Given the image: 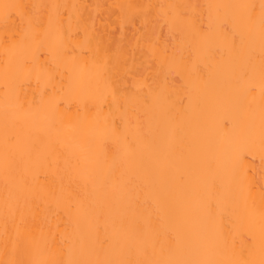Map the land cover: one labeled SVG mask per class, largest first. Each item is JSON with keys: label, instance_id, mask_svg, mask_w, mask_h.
I'll return each instance as SVG.
<instances>
[{"label": "bare ground", "instance_id": "obj_1", "mask_svg": "<svg viewBox=\"0 0 264 264\" xmlns=\"http://www.w3.org/2000/svg\"><path fill=\"white\" fill-rule=\"evenodd\" d=\"M11 4L28 6L47 30L25 35L21 12L4 8ZM243 4L257 6L250 30L246 11L233 7ZM260 4L0 0V264L181 258L160 245L154 256L144 255L152 226L161 234L190 227L196 258L247 254L264 204ZM135 17H152L144 26L151 19L162 25L157 30L150 22L156 34L143 26L147 35ZM128 19L137 25L127 29L131 34ZM164 24L169 41L160 32ZM140 33L148 36L143 42ZM240 33L248 36L243 52L232 47ZM125 36L141 43H125ZM113 39L131 48L115 43L113 54ZM138 51L147 62L141 74L132 66ZM111 59L131 62L136 75ZM6 135H15L17 146L6 147ZM240 141L256 146L237 177L228 160ZM205 199L213 204L211 219ZM137 225L145 231L137 233ZM106 235L132 251L123 253L119 244L98 251L96 239Z\"/></svg>", "mask_w": 264, "mask_h": 264}, {"label": "snow or ice", "instance_id": "obj_2", "mask_svg": "<svg viewBox=\"0 0 264 264\" xmlns=\"http://www.w3.org/2000/svg\"><path fill=\"white\" fill-rule=\"evenodd\" d=\"M36 7V6H33ZM233 7L241 8L246 11V16L244 17L245 23L249 26V30L252 25L256 22V5L255 4H243L235 5ZM7 9H16L21 12L26 21V31L25 35L29 32L35 35H40L41 31L45 29L44 22L37 16H35L29 9L28 6L23 4H11L4 5ZM52 19L49 18L48 26L51 27ZM215 27V21L209 23V27L206 31L211 32ZM223 27V25H221ZM259 28H260V50H261V132L259 141V150L264 154V0H261L259 6ZM250 34V32H249ZM239 44L236 43V38L234 37L232 41V47L236 51L243 52L247 46L248 36L243 33L238 34ZM249 92H255V86L249 87ZM115 125L111 127V134L116 135ZM6 147L17 146V137L15 135L5 136ZM255 143L251 141H240L238 146L232 152L228 164L230 165L233 174L237 177L243 175L244 165L243 161L246 157V153L255 147ZM27 152L31 153L35 151V145L30 146L26 149ZM102 151L106 154L108 151L107 142L102 145ZM14 155V154H13ZM38 163L43 167L46 165L44 160H38ZM182 180L183 177H180ZM27 182L26 178H24ZM264 200V198H262ZM213 204L206 199L202 201V209L206 212L209 219L212 217ZM260 230L257 238L254 239L252 248L247 254L236 253L235 251L229 252L226 258L213 260V259H200L196 258V253L199 248L193 246V235L190 227H187L182 233L181 231H176L175 233H163L158 231L156 226L151 227L152 241L150 246H146L143 250L144 255L154 256L156 252L157 245H160L161 251L167 246L169 250L174 249L180 254L181 258H167V259H156V258H145V259H132V258H120V259H85L76 261H60V260H36L32 264H264V204H262L260 210ZM137 233H143L145 231L144 225L136 226ZM96 244L98 246V251H105L116 247L118 244L121 251L125 254L131 252L132 249L126 243H120L111 236H105L103 239L97 237ZM225 247L227 248V242L225 241ZM258 253V258H257ZM187 254V255H185Z\"/></svg>", "mask_w": 264, "mask_h": 264}, {"label": "rangeland", "instance_id": "obj_3", "mask_svg": "<svg viewBox=\"0 0 264 264\" xmlns=\"http://www.w3.org/2000/svg\"><path fill=\"white\" fill-rule=\"evenodd\" d=\"M104 1H105V0H104ZM194 1H195V0H194ZM191 2H192V1H191ZM195 3H197V2H195ZM109 12H110V11H109ZM107 13H108V12H107ZM107 13H106V15H107ZM108 14H109V13H108ZM110 14H111V16L113 15L111 12H110ZM116 15H117V14H115V15H113V16L115 17ZM109 17H110V16H109ZM114 17L112 18V20H110L111 18L108 19V20H110L109 22L112 21L111 23H112L113 25H114L113 21H114L115 19H116L117 21H119L117 18H114ZM117 17H118V16H117ZM137 17H138V16H137ZM137 17H135V19L133 18V21H136L135 23H136V24L138 25V27H139V26H141V25L139 24L140 20H139ZM131 18H132V17H131ZM139 18H141V17L139 16ZM150 18H152V17H149V19H150ZM113 19H114V20H113ZM149 19H147V20H149ZM129 20H130V19H128V21H129ZM141 20H142V18H141ZM147 20H146V21H147ZM157 20H158V19H157ZM157 20L155 19L156 22H154V19H153V21H152V19H151V21L154 22V23H153L154 26H152L153 24L150 23L151 21H149V23L146 24V25L148 26V25L150 24V27L152 26V27H156V28H157L159 25H162V24H161V21L158 20V22H157ZM133 21H129V22H132V23H129V22H128V24H130V25H127L128 27H127L125 30H127V29H128L133 23H134ZM143 21H144V20H143ZM146 21H145V22H142V21H141L140 23H142V24H143V23H147L148 21H147V22H146ZM115 22H116V21H115ZM125 22H126V21H125ZM137 22H138V23H137ZM159 22H160V24H159ZM135 23H134V24H135ZM155 23H156V24H155ZM157 23H158V24H157ZM136 24H135V25H136ZM151 24H152V25H151ZM115 25L117 26V25H120V24H119V22H116ZM137 25H136V26H137ZM146 25H145V26H146ZM156 25H157V26H156ZM164 25H165V24H164ZM164 25H163V27H161L162 30H164V31H160V32H165V31L168 32V30H165V28H166L167 25H165V26H164ZM116 26H114V27H116ZM133 26H134V25H132V27H130V28H133V29H134V27H136V26H134V27H133ZM143 26H144V24L142 25V27H141L142 29L140 28V30H143ZM145 26H144V27H145ZM147 26H146V27H147ZM114 27H113V28H114ZM117 27H118V26H117ZM152 27H151V29H152ZM113 28H112V29H113ZM118 28L120 29V27H118ZM118 28H117V29H118ZM156 28H154V29H156ZM137 29H138V28H137ZM146 29H147V30H151V29H149V26H148V28H146ZM146 29L144 28L145 32H143V33L145 34V33L147 32V35H150V34H148V33H150V32H149V31H146ZM154 29H153V30H154ZM138 30H139V29H138ZM140 30H139V31H140ZM144 30H143V31H144ZM153 30H151V31H153ZM157 30H159V29L157 28ZM157 30H155V31H157ZM114 31L116 32V30H113V31H112L113 34H114ZM127 31H129V30H127ZM127 31H126V34L128 33ZM134 31H135V30H134ZM155 31H153V32H151V33H154ZM129 32H130V31H129ZM131 32H133V31H131ZM131 32H130V34H131ZM137 32H138V31H137ZM140 32H142V31H140ZM117 33H118V32H117ZM156 33H157V32H155V34H156ZM165 33H166V32H165ZM134 34H136V33L134 32ZM134 34H133V35H134ZM140 34H141V33H140ZM140 34H138V35H139V38H138V39H140V37L142 38V35H144V34H141V35H140ZM158 34H160V33H158ZM166 34H167V35H166ZM166 34H165V35H166V38H165V36H164L165 40H167V38H168L167 41L171 40V39H169V38H170V35H169L170 33H169V34L166 33ZM133 35H132V36H133ZM163 35H164V34H163ZM163 35H162V36H163ZM113 36H115V35H113ZM117 36H118V34H117ZM117 36H115V37H117ZM120 36H122V35H120ZM128 36H130V35H128ZM128 36H125V38H122V40H123V39H128V38H129ZM134 36H135V35H134ZM134 36H133V37H134ZM145 36H146V35H145ZM145 36H143V38H146V39H147L148 36H146V37H145ZM168 36H169V37H168ZM171 36H173V35H171ZM122 37H123V36H122ZM126 37H127V38H126ZM133 37H132V39H135V38H133ZM136 37H137V36H136ZM117 38H118V40H120L119 37H117ZM117 38H115V39L117 40ZM143 38H142V39H143ZM171 38H172V37H171ZM115 39H113L115 42L113 41V44L111 43L112 46L110 45V47L113 48V49L111 48V50H113L114 52H112L111 50H109V51H111L113 54H114V53L116 54V52H115L116 49H115V47H113V46H116V47H117L119 44L121 45V43H122V45H123V44L125 45L126 42H127V43L129 42V41H127V40H126V42H125V40H123V41L125 42V43H123L122 40H121V42L119 41V42H120V43H119V42H117L118 40L116 41ZM129 39L131 40V38H129ZM142 39H140L141 42H143ZM172 39H173V38H172ZM143 40H145V39H143ZM135 41H137V38L135 39ZM140 41H137V42L134 43V41L131 40L130 43L133 42V45H135V44L138 43V42L141 43ZM172 41H173V40H172ZM172 41H171V42H172ZM115 43H118V45L115 44ZM124 45H123V48H124ZM139 45H141V44H139ZM128 46L131 48V44L127 45V47H128ZM127 47L125 46L124 49H126ZM129 47H128V48H129ZM140 47H141V46H140ZM108 48H109V47H108ZM141 48H142V47H141ZM141 48H140V50H139V49H138V50H139V51H142ZM114 49H115V50H114ZM136 50H137V49H136ZM139 51H138V53H137L138 55L140 54ZM111 52H110V53H111ZM112 53H111V54H112ZM141 53L144 54V52H141ZM143 54L139 55L140 57H136L137 55H136L135 57H133V58H136V59L139 58V59L137 60L138 62H137V63L135 62L137 65L134 63V60H135V59H133V61H132V58H130V60H127V61H132L133 65H132V64H131V65L134 66V67H133L134 69H133L132 66L130 65L131 62H128V64L130 65V67L128 66V68H127V66H125V68H127V69L130 68V69H129L130 71L128 70V71H129V74H131V73H133V72H135V71L137 72V73L135 72L136 74H139V73L141 74V71H140V70L145 69V66H146L147 64H144L145 66L142 64V62H144V59H143L142 62L140 61V60H142L141 58H143V56H144ZM142 55H143V56H142ZM141 56H142V57H141ZM144 57H145V56H144ZM112 59H115V55L112 56ZM112 59H111V61H112ZM115 60H116V59H115ZM122 60H123V59H122ZM116 61H117V60H116ZM124 61H125V60H124ZM124 61L121 62V59H120V61H118L119 63H118V62L116 63L115 61H112V64H113V63H114V64L116 63L117 65H118V64L121 65L122 63H125ZM139 62H141V64H139ZM144 63H147V62H144ZM112 64H111V65H112ZM125 64H126V63H125ZM125 64H124V65H125ZM128 64H126V65H128ZM135 65H136V66H135ZM138 65H139V67L137 68ZM141 65H142V66H141ZM113 66H114V65H113ZM140 66H141V67L144 66V67H143V68H140ZM118 67H120V66H118ZM135 67H136V70H135ZM146 68H147V67H146ZM127 69H126V70H127ZM132 69H133V72H131ZM126 70H123V71H126ZM137 70H138V71H137ZM138 72H139V73H138ZM142 72H143V71H142ZM135 73H133V75H134ZM129 74H128V75H129ZM136 74H135V75H136ZM131 75H132V74H131ZM173 76H174V75H173ZM175 78H176V76L174 77V79H175Z\"/></svg>", "mask_w": 264, "mask_h": 264}]
</instances>
